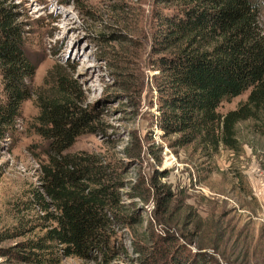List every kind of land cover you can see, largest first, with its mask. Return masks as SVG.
<instances>
[{
    "label": "rangeland",
    "instance_id": "1",
    "mask_svg": "<svg viewBox=\"0 0 264 264\" xmlns=\"http://www.w3.org/2000/svg\"><path fill=\"white\" fill-rule=\"evenodd\" d=\"M0 2L22 23L23 49L35 63L32 86L59 71L80 91L77 102L93 112V130L77 136L68 152L102 156L121 182L115 213L125 224L107 231L109 258L63 257L51 245L50 253L36 251L44 264H147L173 255L191 264H264V135L238 124L237 150L219 147L209 157L156 125L162 54L156 40L168 6L160 0ZM259 20L264 33V3ZM247 94L221 102L217 112L233 110ZM32 101L21 104L12 135L0 144V264H29L19 258L20 245L50 225L29 193L47 163Z\"/></svg>",
    "mask_w": 264,
    "mask_h": 264
},
{
    "label": "trees",
    "instance_id": "2",
    "mask_svg": "<svg viewBox=\"0 0 264 264\" xmlns=\"http://www.w3.org/2000/svg\"><path fill=\"white\" fill-rule=\"evenodd\" d=\"M160 1L168 8L159 18L156 40L162 53L157 60V127L209 157L219 147L237 150L238 124L247 122L253 133L264 135V33L259 20L264 0ZM17 18L0 2V144L12 135L21 104L32 99L47 163L40 167L38 189L29 193L50 224L35 241L20 245L25 254L19 258L44 264L36 251L50 253L54 245L63 257L99 255L106 261L113 249L109 227L125 224L115 213L121 182L102 156L68 152L77 136L93 130V112L77 102L80 91L59 71L32 86L35 63L24 52ZM246 90L245 100L233 110L217 112L221 102ZM180 256L147 264H191Z\"/></svg>",
    "mask_w": 264,
    "mask_h": 264
}]
</instances>
